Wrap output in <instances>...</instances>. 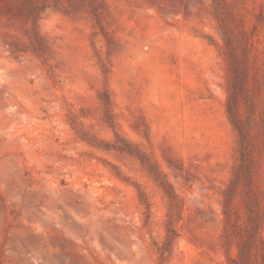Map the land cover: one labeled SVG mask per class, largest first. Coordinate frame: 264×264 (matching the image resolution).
I'll use <instances>...</instances> for the list:
<instances>
[{
	"label": "rangeland",
	"instance_id": "rangeland-1",
	"mask_svg": "<svg viewBox=\"0 0 264 264\" xmlns=\"http://www.w3.org/2000/svg\"><path fill=\"white\" fill-rule=\"evenodd\" d=\"M0 264H264V0H0Z\"/></svg>",
	"mask_w": 264,
	"mask_h": 264
},
{
	"label": "trees",
	"instance_id": "trees-1",
	"mask_svg": "<svg viewBox=\"0 0 264 264\" xmlns=\"http://www.w3.org/2000/svg\"><path fill=\"white\" fill-rule=\"evenodd\" d=\"M228 92H229V94H228L227 101H226V110H227L228 116L230 118V121H231L234 129L238 132L241 139H244V131H243L242 127L240 126V124L238 123V121L234 117V111H233V107H232V103H231L232 92H231V86L230 85L228 86ZM101 98L103 99L107 113H109V115H110L111 100H110V98L107 95L105 90L101 93ZM112 128L114 131L115 144L111 145V147L114 149H117L119 151H127L130 153L135 152V154H138V151H135V149H132L131 143H129L127 141V139L121 137V135L115 130L114 124H112ZM166 186H167L166 192L169 195H171L172 194L171 185L167 181H166ZM175 235H176L175 229L171 226H168L167 231H166L165 243L167 244V243L171 242V240L175 237Z\"/></svg>",
	"mask_w": 264,
	"mask_h": 264
}]
</instances>
